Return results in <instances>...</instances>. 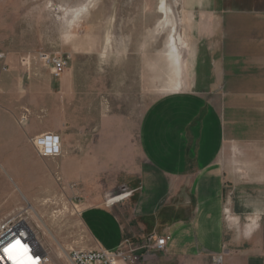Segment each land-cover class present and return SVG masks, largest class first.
Instances as JSON below:
<instances>
[{
	"label": "rangeland",
	"instance_id": "374dc122",
	"mask_svg": "<svg viewBox=\"0 0 264 264\" xmlns=\"http://www.w3.org/2000/svg\"><path fill=\"white\" fill-rule=\"evenodd\" d=\"M166 3L189 45L190 68V13L200 1ZM160 4L0 0V226H26L53 264H72V250L90 249L80 219L87 193L96 192L109 205L134 193L146 163L139 142L143 119L170 94L163 92V52L171 28ZM44 55L69 57L70 66L56 77ZM58 110L64 115L63 152L42 158L33 138L20 133L34 118L56 120ZM26 113L28 121L21 124ZM92 149L96 155L90 159ZM63 157L79 161L85 182L67 180ZM60 252L66 255L62 259Z\"/></svg>",
	"mask_w": 264,
	"mask_h": 264
},
{
	"label": "crops",
	"instance_id": "0c3cea01",
	"mask_svg": "<svg viewBox=\"0 0 264 264\" xmlns=\"http://www.w3.org/2000/svg\"><path fill=\"white\" fill-rule=\"evenodd\" d=\"M199 1L185 87L143 119L146 163L132 197L109 205L87 193L80 219L91 250L169 235L166 250L140 264H213L217 255L264 264V0ZM63 116L34 118L20 134L55 133L64 146ZM62 163L67 180L85 182L79 161Z\"/></svg>",
	"mask_w": 264,
	"mask_h": 264
},
{
	"label": "built area",
	"instance_id": "2783aa9c",
	"mask_svg": "<svg viewBox=\"0 0 264 264\" xmlns=\"http://www.w3.org/2000/svg\"><path fill=\"white\" fill-rule=\"evenodd\" d=\"M0 60L3 57L0 56ZM42 60L52 68V74L60 77L70 66L69 57L52 58L44 55ZM28 121L27 113L22 117L21 124ZM38 155L42 158H58L62 155L63 146L61 137L55 133H46L36 136L32 139ZM124 190L126 188H123ZM132 193H127L124 199L130 197ZM123 199V200H124ZM14 238L20 241L23 246L29 248V253L35 264H51V258L48 253L44 251L40 245L29 237L27 228L25 226H17L14 223H4L0 226V264H9L7 259L3 256L6 248L3 246L8 244ZM171 240L169 235L158 236L155 234L149 235L140 241L131 239L125 240L116 250H72L69 258L72 264H140L145 260L150 253L164 252ZM213 264H225L222 255L214 256Z\"/></svg>",
	"mask_w": 264,
	"mask_h": 264
},
{
	"label": "bare ground",
	"instance_id": "6f19581e",
	"mask_svg": "<svg viewBox=\"0 0 264 264\" xmlns=\"http://www.w3.org/2000/svg\"><path fill=\"white\" fill-rule=\"evenodd\" d=\"M159 7L160 11L166 16V20L164 19L166 21L165 24L169 25L171 28L168 40L166 42V50L163 52L165 61L164 71L166 72L167 76L165 86L163 87V92L177 93L185 87L186 75L189 68L188 56L190 54V48L187 41L181 34H179V23L175 16L174 10L167 5L166 0H161ZM123 199L124 197L114 200L120 201ZM27 231L29 237L34 239L31 231L28 228ZM16 240L17 238H14L8 244L2 247V249H4L6 246H8L3 252V256L5 259H7L8 263L14 264L15 261V264H35L33 263L30 256L29 248L23 246L20 241ZM62 256L65 257L66 255L63 252H60L59 258L62 259ZM9 257H11V259ZM50 262L53 264L52 258Z\"/></svg>",
	"mask_w": 264,
	"mask_h": 264
},
{
	"label": "snow or ice",
	"instance_id": "6c2138e0",
	"mask_svg": "<svg viewBox=\"0 0 264 264\" xmlns=\"http://www.w3.org/2000/svg\"><path fill=\"white\" fill-rule=\"evenodd\" d=\"M11 259V257H9ZM14 264H15V261H14Z\"/></svg>",
	"mask_w": 264,
	"mask_h": 264
}]
</instances>
